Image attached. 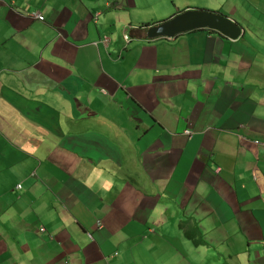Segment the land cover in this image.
I'll list each match as a JSON object with an SVG mask.
<instances>
[{
	"label": "crops",
	"instance_id": "crops-1",
	"mask_svg": "<svg viewBox=\"0 0 264 264\" xmlns=\"http://www.w3.org/2000/svg\"><path fill=\"white\" fill-rule=\"evenodd\" d=\"M190 9L244 32L147 36ZM248 27L264 0H0V264H264Z\"/></svg>",
	"mask_w": 264,
	"mask_h": 264
},
{
	"label": "water",
	"instance_id": "water-1",
	"mask_svg": "<svg viewBox=\"0 0 264 264\" xmlns=\"http://www.w3.org/2000/svg\"><path fill=\"white\" fill-rule=\"evenodd\" d=\"M200 28L213 29L231 39H238L244 32L242 26L222 13L207 9H190L150 26L147 29V36L149 38L173 37Z\"/></svg>",
	"mask_w": 264,
	"mask_h": 264
},
{
	"label": "rangeland",
	"instance_id": "rangeland-1",
	"mask_svg": "<svg viewBox=\"0 0 264 264\" xmlns=\"http://www.w3.org/2000/svg\"><path fill=\"white\" fill-rule=\"evenodd\" d=\"M156 14H158V13H156ZM252 25L254 26V24H252ZM249 32H250V27H248V33H247V38H246L249 42H252V44H257V45L262 44V43L264 44V37L262 38L264 33H263V35L256 34L255 35L256 37H255L253 34L250 35ZM187 134H189V133H187ZM256 141H259V139H256ZM259 142H261V141H259Z\"/></svg>",
	"mask_w": 264,
	"mask_h": 264
},
{
	"label": "built area",
	"instance_id": "built-area-1",
	"mask_svg": "<svg viewBox=\"0 0 264 264\" xmlns=\"http://www.w3.org/2000/svg\"><path fill=\"white\" fill-rule=\"evenodd\" d=\"M38 19H40V20H43L44 19V17L40 14V13H36V14H34ZM124 38H125V40L127 41V42H129L130 40H131V38H130V35H129V33L127 32V33H125L124 34ZM109 37H104V39H103V43H105V44H107L108 42H109ZM186 132L187 133H190V131L189 130H186ZM256 142H259V141H256ZM264 144V143H263ZM19 187H21V185H19ZM99 226H100V224H99ZM45 230V228L42 226V227H40V231H44Z\"/></svg>",
	"mask_w": 264,
	"mask_h": 264
},
{
	"label": "trees",
	"instance_id": "trees-1",
	"mask_svg": "<svg viewBox=\"0 0 264 264\" xmlns=\"http://www.w3.org/2000/svg\"><path fill=\"white\" fill-rule=\"evenodd\" d=\"M147 25H148V24H147ZM205 29L210 30V31H215V30H213V29H208V28H205ZM190 237H192V236H190ZM194 242H195L196 244H198V243L201 242V240L194 239Z\"/></svg>",
	"mask_w": 264,
	"mask_h": 264
},
{
	"label": "clouds",
	"instance_id": "clouds-1",
	"mask_svg": "<svg viewBox=\"0 0 264 264\" xmlns=\"http://www.w3.org/2000/svg\"><path fill=\"white\" fill-rule=\"evenodd\" d=\"M217 12V11H216ZM220 13V12H219ZM131 38V37H130ZM260 141V140H259ZM256 143H258V144H262V145H264L263 143H264V141H261V142H256Z\"/></svg>",
	"mask_w": 264,
	"mask_h": 264
}]
</instances>
